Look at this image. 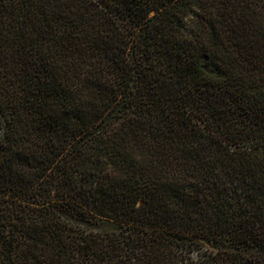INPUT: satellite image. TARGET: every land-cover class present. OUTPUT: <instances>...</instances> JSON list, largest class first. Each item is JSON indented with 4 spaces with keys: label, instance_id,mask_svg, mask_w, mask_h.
<instances>
[{
    "label": "trees",
    "instance_id": "trees-1",
    "mask_svg": "<svg viewBox=\"0 0 264 264\" xmlns=\"http://www.w3.org/2000/svg\"><path fill=\"white\" fill-rule=\"evenodd\" d=\"M0 264H264V0H0Z\"/></svg>",
    "mask_w": 264,
    "mask_h": 264
},
{
    "label": "rangeland",
    "instance_id": "rangeland-1",
    "mask_svg": "<svg viewBox=\"0 0 264 264\" xmlns=\"http://www.w3.org/2000/svg\"><path fill=\"white\" fill-rule=\"evenodd\" d=\"M2 127H3V120H1V124H0V137L2 135Z\"/></svg>",
    "mask_w": 264,
    "mask_h": 264
}]
</instances>
